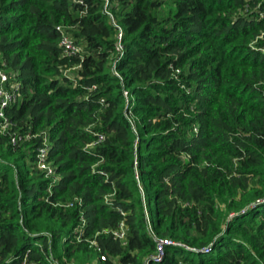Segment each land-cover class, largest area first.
<instances>
[{
	"label": "trees",
	"instance_id": "obj_1",
	"mask_svg": "<svg viewBox=\"0 0 264 264\" xmlns=\"http://www.w3.org/2000/svg\"><path fill=\"white\" fill-rule=\"evenodd\" d=\"M110 2L0 0V264H264V0Z\"/></svg>",
	"mask_w": 264,
	"mask_h": 264
},
{
	"label": "built area",
	"instance_id": "obj_2",
	"mask_svg": "<svg viewBox=\"0 0 264 264\" xmlns=\"http://www.w3.org/2000/svg\"><path fill=\"white\" fill-rule=\"evenodd\" d=\"M78 3H82V0H74ZM104 1V13L107 14L109 17L110 23L116 27L117 29V38L118 40L121 39V28L118 26L113 14L110 11V0H103ZM60 45L62 46L63 53L66 55H76L81 52L80 46L76 45L71 38L68 36L67 33L61 32V40ZM121 47L120 44L117 45V48L119 49ZM18 97L17 92V84L14 82L9 81V77L6 73L2 71L0 68V119H1V125L0 130L1 132H4L6 130H10L13 126H15L14 122H12L10 119L6 116V110L7 108L16 102V99ZM34 135L25 132V133H12L10 135V141L11 143H18L23 142L26 140L31 139ZM103 139V135L99 134L97 141H101ZM46 144V139H43V145L39 148L38 154H37V165L40 169L46 171L48 175H51L53 173V169L47 162V148L44 146ZM114 238L123 240L125 236V227L121 223L118 227V229L114 230L112 232ZM163 251L162 246L159 247V254L157 255V259H160L162 257Z\"/></svg>",
	"mask_w": 264,
	"mask_h": 264
}]
</instances>
